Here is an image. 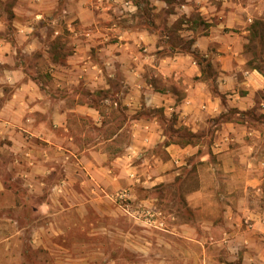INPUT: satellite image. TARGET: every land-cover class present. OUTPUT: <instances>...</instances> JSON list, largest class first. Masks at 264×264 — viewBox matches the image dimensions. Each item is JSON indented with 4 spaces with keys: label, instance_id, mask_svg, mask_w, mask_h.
Returning <instances> with one entry per match:
<instances>
[{
    "label": "crops",
    "instance_id": "0c3cea01",
    "mask_svg": "<svg viewBox=\"0 0 264 264\" xmlns=\"http://www.w3.org/2000/svg\"><path fill=\"white\" fill-rule=\"evenodd\" d=\"M31 1L0 0V208L37 198L45 251L117 230L165 264H264V0ZM5 218L4 244L36 223Z\"/></svg>",
    "mask_w": 264,
    "mask_h": 264
},
{
    "label": "rangeland",
    "instance_id": "374dc122",
    "mask_svg": "<svg viewBox=\"0 0 264 264\" xmlns=\"http://www.w3.org/2000/svg\"><path fill=\"white\" fill-rule=\"evenodd\" d=\"M38 3L39 0H32L30 2V4H32L31 8H36ZM8 4V2L5 3V11H8L10 8ZM40 58H42L41 54L32 58V65L36 64L41 67L42 63ZM36 71L39 72L41 76L42 69H34L32 66L31 72L33 73ZM189 185L193 186V183ZM164 188L166 187L163 186L156 189L164 191ZM127 190L129 193V189ZM23 200L25 201V206L17 209L18 211L13 213L7 212L5 208H0V239L6 234H10L12 231L10 227L6 228L5 225H3V223L8 222L5 217H10L12 221H16V226H22L23 224H29L31 222L36 223L33 225V228L20 229L18 233L17 230H14L16 231L15 235L9 244L0 243V264H165V262H158L151 259L155 258L151 257V255L165 253L167 251V246L165 244L137 246L132 241V238L125 243L124 239L119 238L120 235L117 230H115V234H111V238L108 240L110 243L107 242L106 238H103L101 233L97 234V230L94 231L95 235L88 236L86 234L87 231L84 230L78 235L77 240L79 242L77 245L75 244L76 240L72 237L73 232L71 233L70 230H67L66 237H61L58 240L61 244L60 246H52L49 250L45 251V249H42V242L39 240V232H41V229L36 228L38 226L37 224L42 222V217L36 212L35 208L37 198H23ZM0 201L5 203L1 198ZM180 203L181 202H178V204ZM127 204L128 208H131L130 196L127 200ZM89 220L99 222L101 218L97 215H90ZM110 220L112 223L118 221L124 223L129 231H134L131 227L134 220L129 216L111 215ZM108 248L111 252V256L117 258L115 261L108 262L103 259V255L107 254ZM142 254L148 257L140 256ZM119 256L126 259L119 260ZM75 257L78 259H72Z\"/></svg>",
    "mask_w": 264,
    "mask_h": 264
},
{
    "label": "built area",
    "instance_id": "2783aa9c",
    "mask_svg": "<svg viewBox=\"0 0 264 264\" xmlns=\"http://www.w3.org/2000/svg\"><path fill=\"white\" fill-rule=\"evenodd\" d=\"M173 162L177 166H182L184 165V162L182 158L178 156L172 157ZM109 197L118 205L120 206L123 210L128 211V204L127 200L129 199V193L128 190L123 188L120 190L115 191L114 193L109 194ZM144 216L148 222H154V214H151L149 211L144 212ZM161 224V223H160Z\"/></svg>",
    "mask_w": 264,
    "mask_h": 264
},
{
    "label": "trees",
    "instance_id": "16d2710c",
    "mask_svg": "<svg viewBox=\"0 0 264 264\" xmlns=\"http://www.w3.org/2000/svg\"><path fill=\"white\" fill-rule=\"evenodd\" d=\"M194 55H196V54H194ZM196 58H197V60L199 61V60H201V61H205V59H200L199 57H197V55H196ZM203 71L204 72H206V73H209L210 74V71H211V68L209 67V63L207 62L206 63V65H205V67H204V69H203ZM174 133H172V135H173ZM179 136H180V138L182 139V140H184V141H188V142H191V141H193V137L195 136V134H191V133H179Z\"/></svg>",
    "mask_w": 264,
    "mask_h": 264
}]
</instances>
